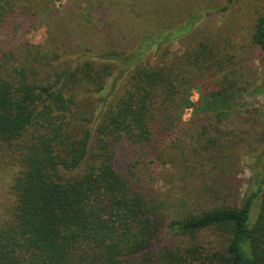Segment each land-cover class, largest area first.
<instances>
[{
    "label": "trees",
    "instance_id": "obj_1",
    "mask_svg": "<svg viewBox=\"0 0 264 264\" xmlns=\"http://www.w3.org/2000/svg\"><path fill=\"white\" fill-rule=\"evenodd\" d=\"M26 3L0 0V148L19 141L23 163L13 185L15 217L0 230V264H264L260 162L250 166L253 179L242 204L207 208L210 198L205 205L189 198L168 200L143 188L134 180L133 164L123 169L119 160L128 145L164 158L165 137L176 132L184 110L193 106L186 94L191 72L202 70L203 62L222 71L230 57L202 43L179 63H141L153 38L166 39L160 34L145 38L133 55L111 50L77 63H60L48 43L25 40L17 52L7 17L16 21ZM253 41L264 64V17ZM120 69V91L98 123L85 127V95L104 93ZM221 80L196 106L207 113L197 140H205L200 148L214 160L227 147L235 158L246 140L236 134L243 125L232 103L234 85L226 76ZM224 121H230V130L219 127ZM175 140L167 148H177ZM213 228L229 233L225 244L209 247L199 238ZM168 232L178 240L158 241Z\"/></svg>",
    "mask_w": 264,
    "mask_h": 264
},
{
    "label": "rangeland",
    "instance_id": "obj_2",
    "mask_svg": "<svg viewBox=\"0 0 264 264\" xmlns=\"http://www.w3.org/2000/svg\"><path fill=\"white\" fill-rule=\"evenodd\" d=\"M26 4L18 8L16 21L10 14L7 17L15 32L17 52L23 50L25 40L36 45L48 43L51 50L60 54V63H77L111 50L133 55L145 38L160 34L166 39L153 38L141 63H179L183 55L202 43L230 57L231 62L222 71L207 68L208 63L203 62L202 70L191 72L192 83L186 94L193 106L184 110L176 132L165 137L164 158L143 155L140 147L128 145L119 160L123 169L133 164L134 180L140 186L152 188L168 200H201L202 205L211 203L207 208L243 203L253 179V162H260L258 170L264 175V64L261 50L253 41L255 26L264 17V0H27ZM121 72L120 69L109 80L104 93L85 95V127L93 128L98 123L100 113L120 91L124 83ZM225 76L234 85L232 103L243 125L236 128V134L244 135L246 140L235 149V158L233 149L227 147L221 159L214 160L209 150L200 148L205 140H197L207 113L197 112L196 106L203 102L202 95ZM115 79L118 85L113 90ZM226 123L230 121L221 122L219 127L230 130ZM174 139L178 147L167 148ZM19 145L15 141L0 148V230L7 229L15 217L17 198L13 185L23 169ZM229 236L226 230L213 228L199 238L211 247L225 244ZM159 240L170 244L178 237L168 232Z\"/></svg>",
    "mask_w": 264,
    "mask_h": 264
}]
</instances>
